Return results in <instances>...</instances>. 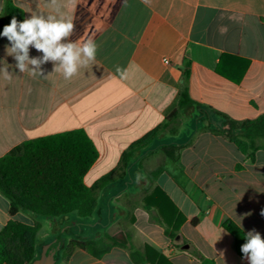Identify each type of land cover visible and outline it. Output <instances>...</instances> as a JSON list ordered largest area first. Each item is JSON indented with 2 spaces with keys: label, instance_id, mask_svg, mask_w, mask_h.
Instances as JSON below:
<instances>
[{
  "label": "crops",
  "instance_id": "0c3cea01",
  "mask_svg": "<svg viewBox=\"0 0 264 264\" xmlns=\"http://www.w3.org/2000/svg\"><path fill=\"white\" fill-rule=\"evenodd\" d=\"M5 1L0 0V18ZM12 2L24 19L57 14L51 0ZM57 3L75 24L68 40L80 46L94 41L95 60L70 80L53 72L51 61L42 65L44 76L31 77L15 68L5 53L9 42L0 36V68L6 61L13 74L11 82L0 76V158L26 142L81 130L98 151L84 184L92 187L106 175L110 182L97 191V210L86 219L12 216L10 201L0 192V231L16 220L40 224L38 237L46 238L62 229L70 232L72 223L81 226L76 237L81 240L130 234L129 248L114 247L96 258L76 247L63 264H249L224 223L231 220L245 234L255 229L264 237V140L250 162L228 138L208 128L222 126L212 112L203 120L198 111L168 116L185 84L186 61L194 101L237 121L264 114V0ZM42 56L30 46V58ZM220 62L223 73L242 75L239 83L217 72ZM155 129L157 137L125 165L124 153ZM152 214L173 224L183 217L177 237L166 236ZM87 222L98 225L95 232L83 227ZM130 247L151 249L136 263Z\"/></svg>",
  "mask_w": 264,
  "mask_h": 264
},
{
  "label": "trees",
  "instance_id": "16d2710c",
  "mask_svg": "<svg viewBox=\"0 0 264 264\" xmlns=\"http://www.w3.org/2000/svg\"><path fill=\"white\" fill-rule=\"evenodd\" d=\"M13 16L18 21H22L24 12L12 0H6L0 18V32L10 23ZM188 66L189 63L186 61L185 84L179 93L176 108L168 117H177L181 110L198 111V118L203 120L204 116L212 112L222 121V126L209 125L208 128L228 138L242 154L246 155L248 161L254 162L255 153L262 148L261 142L264 140V114L254 120L237 121L194 101L187 86ZM217 72L234 83H239L242 78V75L233 78L223 73L221 62ZM158 133L159 129H155L131 145L123 155L125 165H128L132 157H138ZM97 159L96 147L81 130L32 140L14 149L0 158V192L10 201V214L14 216L18 212H23L32 217L54 219L72 215L84 219L92 217L97 210V191L110 182V176L106 175L92 187L84 184L85 175ZM156 192L161 193L172 203L164 191L156 189ZM147 209L150 210L149 207ZM152 220L163 225L166 236L175 239L184 218L181 217L173 224L166 217L160 221L152 214ZM224 229L234 238L238 255L243 257L241 245L246 242L244 239L246 234L231 220L224 223ZM40 230V224L33 226L10 220L0 231V264H32L37 260L40 257V252L37 257L35 256ZM67 232L65 229L60 230L55 240L47 244L53 246L58 242L62 243L57 264H63V260L76 247L89 251L96 258H102L112 248H129L130 244V234L127 233L116 236L105 235L95 240L75 238L66 243L64 233ZM150 249L146 247L141 251L130 247L132 260L136 263L144 262ZM156 255L159 259L163 257L157 252Z\"/></svg>",
  "mask_w": 264,
  "mask_h": 264
},
{
  "label": "clouds",
  "instance_id": "9594fccd",
  "mask_svg": "<svg viewBox=\"0 0 264 264\" xmlns=\"http://www.w3.org/2000/svg\"><path fill=\"white\" fill-rule=\"evenodd\" d=\"M75 3V0H70ZM57 14L47 16L33 13L29 18L18 21L15 16L5 25L0 36L6 37L9 45L5 46L7 56L16 61L15 68L20 73H27L31 77L44 76L42 65L51 61L53 72L61 73L64 79L70 80L78 74L82 67H87L95 60L97 45L89 40L80 46L76 41H70L75 31V24L71 17L59 12L57 0H51ZM68 42H64V41ZM34 47L42 52V57L30 58L29 48ZM31 66V67H30ZM10 65L4 62L0 68V76L11 82L13 74L8 71ZM121 76L126 75L119 67L116 69ZM264 215V212L261 213ZM245 243L241 245L243 258L249 264H264V237L255 229L244 236Z\"/></svg>",
  "mask_w": 264,
  "mask_h": 264
},
{
  "label": "rangeland",
  "instance_id": "374dc122",
  "mask_svg": "<svg viewBox=\"0 0 264 264\" xmlns=\"http://www.w3.org/2000/svg\"><path fill=\"white\" fill-rule=\"evenodd\" d=\"M103 200H105V199L102 198L101 199V203H103ZM83 227L85 229H87L89 232H95L97 227H98V225L87 222V223H85L83 225ZM80 229H81L80 225L72 223L71 231L68 232V233H64L65 242L68 243L70 240L75 239L79 235V233L81 232ZM54 240H55V237H53V236L51 238H46V237H40L39 236L38 239H37V247H36V255L35 256L37 257L39 255V252H40V255H41L43 247L46 246V245H44V246L41 245L42 241L48 243V242H53Z\"/></svg>",
  "mask_w": 264,
  "mask_h": 264
},
{
  "label": "water",
  "instance_id": "95a60500",
  "mask_svg": "<svg viewBox=\"0 0 264 264\" xmlns=\"http://www.w3.org/2000/svg\"><path fill=\"white\" fill-rule=\"evenodd\" d=\"M62 247L63 245L61 242H58L53 246H44L40 257L32 264H57Z\"/></svg>",
  "mask_w": 264,
  "mask_h": 264
},
{
  "label": "built area",
  "instance_id": "2783aa9c",
  "mask_svg": "<svg viewBox=\"0 0 264 264\" xmlns=\"http://www.w3.org/2000/svg\"><path fill=\"white\" fill-rule=\"evenodd\" d=\"M165 63H168V60L167 59H163Z\"/></svg>",
  "mask_w": 264,
  "mask_h": 264
}]
</instances>
